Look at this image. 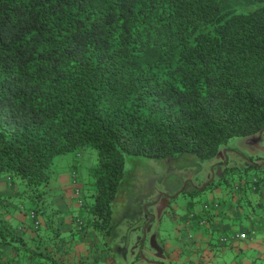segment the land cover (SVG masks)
Segmentation results:
<instances>
[{
    "label": "trees",
    "instance_id": "1",
    "mask_svg": "<svg viewBox=\"0 0 264 264\" xmlns=\"http://www.w3.org/2000/svg\"><path fill=\"white\" fill-rule=\"evenodd\" d=\"M263 129L264 0H0V172L20 184L34 230L42 218L52 232L62 213L40 201L53 157L96 149L86 198L69 175L87 212L78 228L103 238L126 156L206 160ZM258 158L245 167L254 189ZM17 229L0 215L2 242L20 244Z\"/></svg>",
    "mask_w": 264,
    "mask_h": 264
},
{
    "label": "crops",
    "instance_id": "2",
    "mask_svg": "<svg viewBox=\"0 0 264 264\" xmlns=\"http://www.w3.org/2000/svg\"><path fill=\"white\" fill-rule=\"evenodd\" d=\"M228 150L224 147L216 154L218 160L215 165L219 175L221 168L230 166ZM56 179L51 181L49 188L59 193L53 197V202L62 213L55 218L50 232L46 231L42 218L38 230L31 228L23 206L26 201L17 195L20 184L11 181L7 173L0 172V215L12 226L14 224L18 231L23 230L20 244L14 239L0 240V264H96L102 256L106 264H113L111 259H105L107 251L98 250L100 243L95 232L86 225L79 229L75 222V218L80 217L77 212L81 208L73 196L70 175L60 180L63 185L57 184ZM210 181L211 185L207 183L202 187L192 184V188H200L199 193L208 191L207 199L218 203L213 211L207 213L206 225L200 226L197 218L191 219L186 214L175 218L173 240L164 244L160 241V251L153 256L158 261L178 264H264V184L255 189L251 184L247 189L233 177L219 176L218 181ZM238 232L246 233L247 238H230L226 242L218 240L220 235L231 236ZM31 249L40 252V262ZM83 258H89L90 262H82Z\"/></svg>",
    "mask_w": 264,
    "mask_h": 264
},
{
    "label": "rangeland",
    "instance_id": "3",
    "mask_svg": "<svg viewBox=\"0 0 264 264\" xmlns=\"http://www.w3.org/2000/svg\"><path fill=\"white\" fill-rule=\"evenodd\" d=\"M224 147L230 149L226 151L229 156L228 164L242 168L238 174L232 175L233 180L241 182L248 189L255 172L254 168H245L252 162L249 156H259L253 162L264 166V129L248 136H235ZM96 158L97 151L91 147L53 157L51 168L57 177L56 183L61 184L60 180L65 176L67 178L72 170L81 195L86 198L87 193L93 189L88 169ZM217 160V155L200 160L194 154L185 152L175 157L157 159L126 156L122 181L112 204L113 227L104 239L100 232L94 231L100 243L98 250L107 251L105 259H111L113 264H178L179 262L158 261L153 254L160 251V241L164 244L165 241L173 240L175 218L192 213L199 221L207 218V213L216 208L212 206L213 201L207 199L208 191L193 197L187 191L193 187L192 184L202 187L210 180L218 181V166L215 165ZM37 191L32 190L34 193ZM54 193L57 192H43L42 202L55 208L52 196ZM24 199L28 201L27 197ZM206 205L208 207L205 208ZM191 208L195 210H190ZM86 213L83 208L77 212L81 217ZM103 258H98L96 264H106ZM82 262L90 261L89 258H83Z\"/></svg>",
    "mask_w": 264,
    "mask_h": 264
},
{
    "label": "built area",
    "instance_id": "4",
    "mask_svg": "<svg viewBox=\"0 0 264 264\" xmlns=\"http://www.w3.org/2000/svg\"><path fill=\"white\" fill-rule=\"evenodd\" d=\"M212 206H213V207H217L218 204H217L216 202H213ZM206 207H208V206L206 205L205 208H206ZM189 216L191 217V219H194V218H195V215H193L192 213H190ZM206 223H207V218H201V219L198 221V224H199L200 226H204V225H206ZM230 238L245 239V238H247V235H246V233H243V232H238V233H235V234H233V235H231V236H229V235H220V236L218 237V240H219L220 242H226V241H227L228 239H230ZM263 243H264V240H263Z\"/></svg>",
    "mask_w": 264,
    "mask_h": 264
}]
</instances>
